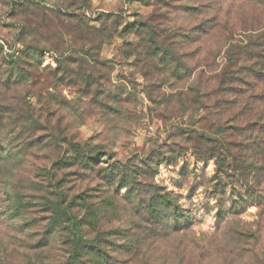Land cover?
Listing matches in <instances>:
<instances>
[{
	"label": "rangeland",
	"instance_id": "374dc122",
	"mask_svg": "<svg viewBox=\"0 0 264 264\" xmlns=\"http://www.w3.org/2000/svg\"><path fill=\"white\" fill-rule=\"evenodd\" d=\"M83 5L0 0V264H264V0Z\"/></svg>",
	"mask_w": 264,
	"mask_h": 264
},
{
	"label": "trees",
	"instance_id": "16d2710c",
	"mask_svg": "<svg viewBox=\"0 0 264 264\" xmlns=\"http://www.w3.org/2000/svg\"><path fill=\"white\" fill-rule=\"evenodd\" d=\"M83 2H84V5L82 8H87V0H83ZM102 17H109V16L108 15H102ZM37 51L40 52V50H36V52ZM236 51L237 52H235V53H231V56H229V60H231V61L234 60V63L232 64V66L239 67V63H242L243 61L246 60V58L244 57L246 52H243L240 54L239 50H236ZM237 55H243V57L241 59H238V62L235 63V58ZM262 56H264V54H262ZM262 56H254L253 61H255V62L252 63L250 68L238 69V71H236L238 77L234 78V79L232 78L231 83H234L236 85H247V84H250L248 82H253V85L251 84L249 87V92L251 94H253L252 96L254 97V99H253L254 101H252V104H250L247 100L245 101L248 103V107L240 109V112L242 114L246 113L248 111H252V112L256 111L257 112L258 111V109L256 107L257 104L260 105V107H264V57H262ZM11 62H13V61H9L10 64H11ZM227 74H228V72L226 73V71H225L223 74V77H225ZM235 93H237L236 94V100H237V98L239 97V94H238V92H235ZM241 104H242V102L240 103V105ZM262 111L263 110H261V112ZM262 115L263 116L260 117L259 121L264 122V112ZM116 174L118 175L119 179H117L118 178L117 176L112 177L114 179L111 182V185L119 187V188L127 187V184H128V178L127 177L128 176H127V172H126L125 168L118 169ZM243 179L246 182L248 179L247 175H244ZM149 201H150L149 202V208H150L149 210L150 211L155 210V208L159 207L160 205L162 206L161 213H158L157 211H153V213H151L150 218H151V220H153V223L158 224L159 222H162L168 228V227H170L169 222L172 221V225H173L172 229L176 230L178 226H180L181 224H184L186 222V220L188 221L187 218L182 217V211L177 207V205H174L173 203L169 204V202H171V201L167 195H164L163 197H156V196H154V194H150V200ZM75 234L76 235H75V239H74V250L77 252L79 247L83 246V244L81 243V241H82L81 234L77 230V228L75 229ZM96 250L99 251L98 248H96L95 251Z\"/></svg>",
	"mask_w": 264,
	"mask_h": 264
}]
</instances>
